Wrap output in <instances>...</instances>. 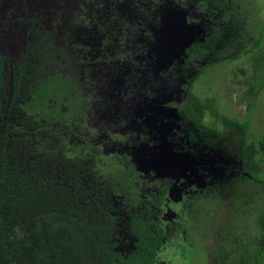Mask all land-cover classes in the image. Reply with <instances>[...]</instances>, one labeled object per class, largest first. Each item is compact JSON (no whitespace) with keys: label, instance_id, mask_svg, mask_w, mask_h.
I'll list each match as a JSON object with an SVG mask.
<instances>
[{"label":"trees","instance_id":"obj_1","mask_svg":"<svg viewBox=\"0 0 264 264\" xmlns=\"http://www.w3.org/2000/svg\"><path fill=\"white\" fill-rule=\"evenodd\" d=\"M111 1L114 4L111 10L115 13L112 19L106 11V18L97 16L95 21L90 18L86 21L88 23L76 24L74 28H82L81 32L86 34L91 29L96 37H100L97 36L100 29L104 38L100 44L103 54L97 59L102 65L98 69L104 72V78L110 77L118 83L120 89L127 84L134 94L132 101H136L140 110L146 112V103L149 106L151 102V98H144L147 87H140V80H134L136 74L133 71V74L124 77V81L120 83L121 73L118 72L121 67L127 66L131 69V61L136 57L142 58L148 51L153 58H158L157 52L163 44L161 32L167 27H170L168 32L176 36L178 41L173 54H178L186 62H205L209 55L214 54L215 46L223 35L225 24L221 18L232 7L231 0ZM195 8L215 22L212 31H205L200 18L193 16ZM81 17L78 14L69 20L75 24L76 20L80 22ZM95 26L98 28L96 32ZM192 33L199 34L203 40L195 38L194 42L182 46ZM46 35H50L48 30ZM178 36L181 38L177 39ZM263 37L264 26L256 44L246 55L261 45ZM99 40L96 39L95 43H99ZM53 42L52 39L40 38L28 45L30 59L20 64L19 70H14L15 93L20 86H24L22 82L29 79L31 83L27 88L30 90V98L25 99L23 111L27 117L40 115L51 119L53 114L47 102L50 97L58 100V95L51 92L59 91L65 106L63 117L66 118V128L63 129L69 133L67 126L71 122L81 125L79 119L85 118L89 101L82 93V85L70 72H62L54 77L57 71H53V78L51 77L50 70L57 69L56 58H64L63 50ZM164 58L173 57L168 54ZM155 60L159 62V58ZM28 63L31 64V75L27 73ZM208 67L206 64L201 69L194 78L195 82L199 81ZM263 69L264 54H261L255 57L254 79L257 83L251 85L249 96L252 98H256L264 88V78L257 79ZM4 85V64L0 56V117L3 116ZM118 92L121 90H117ZM182 114L199 130H210L224 137L227 129L234 128L240 135V140L235 143V154L241 164L236 180L240 185L239 189H243L244 185L249 187V191L232 192L230 202L239 200L245 207L257 211L258 231L250 234L248 227L240 229L236 235L225 238L228 242H221L216 252L210 254V259L213 264H264V136L260 139H249L250 119L238 121L222 115L214 98L203 99L193 91H189L186 97ZM217 121L223 125L222 132L217 130ZM211 122L212 127H208ZM9 136L10 131L6 129L0 140V264L158 263L159 253L165 244L166 230L163 227L164 212L157 211V207H162L166 202L164 191L168 185L162 188L159 199H156V191L151 192L152 198L156 200L154 204L145 202L143 196L149 193L151 186L150 174L148 168L143 171L135 161L132 164L136 166L133 171L135 173L139 170L142 173L141 187L144 188V183L147 188L140 198L141 191H137V196L128 197V189H123L119 187V183H111L108 179L103 181L102 176L98 175L95 164L97 158L91 148L93 142L82 144L80 154L71 158L66 153L63 155L59 152V160H56L50 158L53 153L42 143L41 138L37 139L40 144H33L30 153H27L22 148L23 144L28 146L32 143L27 136L22 141H16ZM66 149L67 145L64 146V152ZM90 151L93 156H88ZM26 154L35 157L29 167L25 163L26 159L22 161ZM150 162L163 167L172 164L174 166L169 154L161 152L150 156ZM57 164L61 175L58 173L59 178L55 179L48 174L49 167L53 170L52 167ZM255 186H261V190L257 191ZM126 217L127 232L133 242L129 251L122 252L119 249L122 240L119 225Z\"/></svg>","mask_w":264,"mask_h":264},{"label":"rangeland","instance_id":"obj_2","mask_svg":"<svg viewBox=\"0 0 264 264\" xmlns=\"http://www.w3.org/2000/svg\"><path fill=\"white\" fill-rule=\"evenodd\" d=\"M57 1L65 5L67 11L72 10L82 16L80 22L76 20L75 24L64 21L66 28L86 24L90 18L95 21L97 16L106 17V11L108 15H115L111 10L114 8L111 0H39V5L48 6ZM36 5L37 2L34 3ZM231 5V9L221 18L225 24L223 35L215 46L214 54L209 55L205 62H186L178 54H173L178 41L176 36L168 32L170 27H167L161 32L163 44L157 52L159 60L156 56L153 58L148 51L142 58L136 57L131 61V69L127 66L121 67L120 83L124 81V77L133 74V71L136 74L134 80H140V87H147L144 98H151L149 106L146 103L150 115L143 112L145 116L142 119H147L142 122L143 125H133L129 120L136 103L132 104L129 100L116 101L117 96H112L111 101L108 100L106 91L117 94V90H121L125 93L127 84L120 89L118 83L110 77L93 82L94 90L104 100L99 105L101 109L88 117V126L107 131L108 143L124 142L123 146H114L119 151L116 150L117 153L113 155L108 151L96 154L98 169L105 171L103 181L108 179L111 183H119V187L128 189V197L137 196V191H141L140 198L147 187L144 183V188L141 187L142 173L137 174V177L132 175L131 164L128 165V161L132 159V163L137 161L142 170L148 168L151 181L148 192L151 194L156 191V199L162 194V188L168 185L164 191L166 202L161 210L164 212L163 227L166 238L157 264H213L210 254L216 252L221 242H228L225 238L236 235L245 227H248L250 234L258 231L257 211L245 207L239 200L230 202L232 192L249 191V187L244 185L243 189H239L240 185L236 180L241 164L235 154V143L240 140V135L234 128L227 129L224 137L210 130H199L182 114L186 97L189 91H193L203 99L214 98L222 115L238 121L250 119L249 139H260L264 136V88L256 98L249 96L251 85L257 83L254 79L255 57L264 54V37L261 45L246 55L256 44L264 26V0H231ZM28 9L26 0H0V54L4 58L6 80L9 77L10 64L18 62L23 55V26L18 16L25 17ZM194 17L200 18L205 31H212L216 25L203 12L196 10ZM198 35H189L182 46L194 42L195 38L203 40ZM168 54L173 57L172 60L164 58ZM206 64L209 67L205 74L195 82L194 78ZM263 70L259 73L261 76H257L258 80L264 78ZM7 82L5 81V85L9 87ZM6 97L7 91L2 100L4 111ZM11 115L18 122L24 121L19 118L18 111H12ZM146 123L153 124L155 130L145 126ZM9 124V130L15 138L13 123ZM30 125L29 130L36 124ZM212 125L213 122L208 127ZM0 126L3 124L0 123ZM217 130L223 131V125L219 121ZM35 137L36 135H29L31 140ZM128 137L137 139L135 147L140 146L137 147L138 150L152 145L159 153L169 154L174 166H153L145 155H136V159L131 154L128 155L127 151L133 145L130 139L127 141ZM126 141L131 145L127 146ZM75 152L76 147H69L66 154L71 158ZM24 159L29 167L35 157L27 155L23 157V162ZM49 168L48 175L58 179V173L61 175L58 172L59 164L52 167L53 170ZM255 188L257 191L261 190V186ZM144 199L147 200L146 197ZM152 200L156 202L155 198ZM122 221L119 225L122 239L119 249L127 252L132 248L133 240L127 232L128 217Z\"/></svg>","mask_w":264,"mask_h":264},{"label":"flooded vegetation","instance_id":"obj_3","mask_svg":"<svg viewBox=\"0 0 264 264\" xmlns=\"http://www.w3.org/2000/svg\"><path fill=\"white\" fill-rule=\"evenodd\" d=\"M37 2L38 5L34 6V3ZM27 6L29 7L28 11H26L25 17L18 16L19 22L22 24L23 29V55L18 60V62L14 64H10V72L9 77L6 80L5 77V63L4 58L3 64H4V81H8V86L4 85V91L2 95V100L4 99L3 96L6 94L7 91V97H6V109L4 111V106L2 102V113L3 116L0 117V123L3 124L0 130V140L3 138L6 129L9 130V123H13V129L15 131L16 137L11 134L10 131V138H14L16 141H22V138L27 136L29 138V135L33 134L36 135L35 139H30L32 143H30L28 146H25L23 144L22 148L25 150V152L30 153V147L33 146V144L37 143V145L40 144V142H37V139L41 138L42 143H44L46 146H48V149L53 153L50 154V158H55L56 160L59 159V152H62L63 155L66 153L64 152V146L67 145V149L69 147H76L77 152H75V155L80 154L81 145L85 144L87 145V142L91 143L93 142V153L94 157L97 158L96 154H101L102 152H109L110 154L117 153L119 149H115V145L123 146L122 144H118L117 142L108 143V136L109 133L102 129H94L92 127H89L90 125L88 122V117L93 116L95 113L98 112V110L101 109L100 103L104 100L102 99V95L96 92L93 88V82L97 80H103L104 76L103 73L100 72V69H98L99 65H102L101 63L97 62V59L102 56V47H101V41L103 40V35L95 26V32L96 29L99 30L96 34L89 28V32L86 34L84 32H81L82 28H74L75 26H69V28L64 26V21H68V24L72 23L69 18L76 15V13L72 10L67 11V7L60 2H56L55 4L50 3L48 6H40L39 0H26ZM196 10L198 12H202L198 9H194L193 16H196ZM111 16V15H110ZM106 18V17H105ZM112 19V16L110 17ZM74 24V23H72ZM68 26V25H67ZM86 29V28H85ZM49 31L50 35H46V31ZM40 38L44 39H52L54 40V44L57 45L56 47L61 48L63 50L64 58L62 56L56 58L57 63V69L54 68L50 70L51 77L53 78V71H57V74L54 75V77H58L59 74L62 72L71 73L73 77L76 78V80L82 85L83 88V94L89 101V109L86 112L85 118L79 119L81 122V125L78 126L75 122H71L69 126H67V129L70 130L68 133L63 128L65 127V121L66 118L63 117V114L65 113V106L63 98L59 95V91H52L51 93L57 94L59 99L54 100L52 97L48 100V108L50 112L53 114V117L51 119H48L46 117H41L40 115H37L38 117L29 116L27 117L26 113L23 111V105H25V99L30 98L29 93L30 90L27 88V86L30 85L31 81L29 79H25L22 83L24 86L19 87V91L15 93L16 90V84H15V74L14 70H19L18 67L20 64L25 63V61H28L30 59L31 53L28 50V45L34 41H38ZM96 39H100L99 43H95ZM61 53V52H60ZM62 54V53H61ZM66 58V59H65ZM54 62V63H56ZM31 64L28 63L27 67V73L28 75H31ZM66 68L67 71L64 69ZM120 72H118L119 74ZM108 74H106V77ZM53 80V79H52ZM54 82V80H53ZM29 84V85H28ZM53 88V87H52ZM129 88V86H128ZM125 89L124 92H118L117 94H114L113 92L106 91L107 95L109 96L108 100H112V96H117L116 101H125L127 100L132 101V95L133 92L131 89ZM121 96V97H120ZM60 100V101H59ZM136 103V101H132V104ZM18 111L20 113L19 118H22L23 122H18L17 120L13 119L12 117V111ZM139 111H142L139 113ZM147 113L150 115L149 110L144 111L140 110V108L136 105L135 110H132L130 112V123L131 124H142V122L147 121V119H142L145 114ZM143 113V115H142ZM56 115V116H54ZM142 115V116H141ZM69 121H72L71 119H68ZM187 120V119H186ZM36 124L32 128L30 124ZM41 123V124H38ZM30 125V126H29ZM145 126L149 127L152 131L155 130V126L153 124L146 123ZM149 131V130H148ZM2 132V134H1ZM131 140L132 144L127 143L128 140ZM56 141V142H55ZM125 144L127 146L131 145L132 148L127 151L128 155L131 154L134 158H136V155H145L150 159V156L154 154H158L159 150L155 147L149 146V148H140L138 150L136 146L137 139L131 137L127 139ZM13 142V141H12ZM147 142V141H146ZM144 142V143H146ZM91 146V144H90ZM89 146V148H90ZM90 148V150H91ZM99 148V149H98ZM144 149V150H142ZM55 150V151H54ZM117 150V151H116ZM140 151V153H138ZM142 151V152H141ZM56 153H58V156H55ZM136 154V155H134ZM27 155V154H26ZM30 155V154H28ZM62 155V156H63ZM67 155V154H66ZM88 156H93L92 152L88 154ZM40 157H42L40 155ZM45 157V155H43ZM68 157V155H67ZM94 161V158H92ZM33 161V160H32ZM132 159L128 161V165L131 164L132 170H133V163ZM95 162V161H94ZM151 163V162H150ZM96 164V162H95ZM153 166H156L157 163H152ZM97 166V164H96ZM136 167V166H135ZM134 167V168H135ZM97 168L98 175L105 177V171L100 170ZM139 170L132 175H139ZM148 196V197H147ZM150 193H147L144 197H146V201L153 203L154 198ZM151 199V200H150ZM162 206V205H161ZM164 207V204L161 208L158 210L159 212ZM156 209V208H155Z\"/></svg>","mask_w":264,"mask_h":264}]
</instances>
